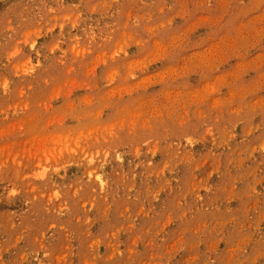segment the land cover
Masks as SVG:
<instances>
[{
  "label": "rangeland",
  "instance_id": "obj_1",
  "mask_svg": "<svg viewBox=\"0 0 264 264\" xmlns=\"http://www.w3.org/2000/svg\"><path fill=\"white\" fill-rule=\"evenodd\" d=\"M0 264H264V0H0Z\"/></svg>",
  "mask_w": 264,
  "mask_h": 264
}]
</instances>
